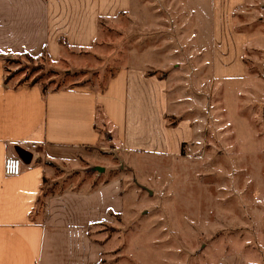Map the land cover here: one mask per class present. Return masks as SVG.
<instances>
[{
	"label": "rangeland",
	"instance_id": "obj_1",
	"mask_svg": "<svg viewBox=\"0 0 264 264\" xmlns=\"http://www.w3.org/2000/svg\"><path fill=\"white\" fill-rule=\"evenodd\" d=\"M256 3L263 13L243 29L252 33L264 25V1ZM189 6L134 0L122 24H103L89 52L6 62L13 85L45 89L103 90L115 70L136 62L161 79L173 73L167 121L195 129L181 155L126 153L106 138L77 165L48 163L69 181L77 173L88 188L121 183L123 216L90 229L106 249L103 264H219L234 255L240 264H264V50L247 51L249 77L214 80L211 37L194 35L197 21L184 25Z\"/></svg>",
	"mask_w": 264,
	"mask_h": 264
},
{
	"label": "crops",
	"instance_id": "obj_2",
	"mask_svg": "<svg viewBox=\"0 0 264 264\" xmlns=\"http://www.w3.org/2000/svg\"><path fill=\"white\" fill-rule=\"evenodd\" d=\"M187 2L184 25L197 21L194 35L211 37L214 80L249 77L247 51L264 50V25L243 30L263 13L257 0ZM133 6L134 0H0V264L104 263L106 249L90 229L123 216L121 183L88 188L77 173L69 181L48 163L77 165L106 138L126 153L170 157L193 141L191 121L176 127L167 121L173 73L161 79L147 63L118 68L103 90L16 87L7 78L6 62L15 57L46 53L56 62L69 51H91L103 24H122ZM17 148L33 159L20 176L7 177L5 162L18 156ZM219 264H240V258Z\"/></svg>",
	"mask_w": 264,
	"mask_h": 264
},
{
	"label": "built area",
	"instance_id": "obj_3",
	"mask_svg": "<svg viewBox=\"0 0 264 264\" xmlns=\"http://www.w3.org/2000/svg\"><path fill=\"white\" fill-rule=\"evenodd\" d=\"M32 149H36L37 145H32ZM23 161L19 156L9 158L4 165V172L7 177H18L22 173Z\"/></svg>",
	"mask_w": 264,
	"mask_h": 264
},
{
	"label": "water",
	"instance_id": "obj_4",
	"mask_svg": "<svg viewBox=\"0 0 264 264\" xmlns=\"http://www.w3.org/2000/svg\"><path fill=\"white\" fill-rule=\"evenodd\" d=\"M16 152L24 164H29L33 159V155L30 152H28L22 148H17Z\"/></svg>",
	"mask_w": 264,
	"mask_h": 264
},
{
	"label": "trees",
	"instance_id": "obj_5",
	"mask_svg": "<svg viewBox=\"0 0 264 264\" xmlns=\"http://www.w3.org/2000/svg\"><path fill=\"white\" fill-rule=\"evenodd\" d=\"M35 84H37V83H33V84H31V85H35Z\"/></svg>",
	"mask_w": 264,
	"mask_h": 264
}]
</instances>
